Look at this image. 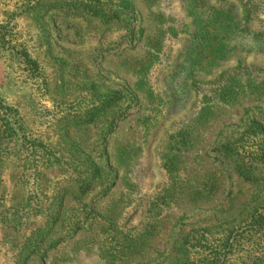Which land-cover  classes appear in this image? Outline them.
I'll return each mask as SVG.
<instances>
[{"label": "rangeland", "instance_id": "rangeland-1", "mask_svg": "<svg viewBox=\"0 0 264 264\" xmlns=\"http://www.w3.org/2000/svg\"><path fill=\"white\" fill-rule=\"evenodd\" d=\"M54 1L0 0V264H264V163L225 153L264 125V0Z\"/></svg>", "mask_w": 264, "mask_h": 264}, {"label": "trees", "instance_id": "trees-1", "mask_svg": "<svg viewBox=\"0 0 264 264\" xmlns=\"http://www.w3.org/2000/svg\"><path fill=\"white\" fill-rule=\"evenodd\" d=\"M119 3L122 4V2ZM119 3L117 5H111V1L109 3L101 2L100 0H57L53 4L66 11L83 12L90 16L101 18L104 21H109L122 14ZM0 42L3 48L6 47V50L12 48L9 45V35L7 33L2 32L0 34ZM16 53H18L17 50ZM18 54L25 58L28 57L25 52H19ZM7 111L10 112L11 109H7ZM11 129L8 126L7 131ZM8 136L9 140H20V138H23L22 141L25 140V137L23 135V137L17 135L14 129ZM225 153H227V158L231 163H234V170L237 174L247 181H252L253 168L246 163H264V125L259 122L251 125L237 139L225 144ZM91 169H93V174L99 175L100 168L97 165H93Z\"/></svg>", "mask_w": 264, "mask_h": 264}]
</instances>
